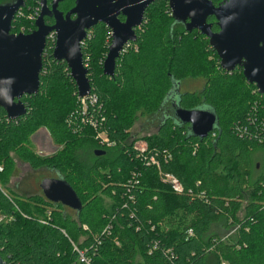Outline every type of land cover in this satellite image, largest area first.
<instances>
[{
  "label": "trees",
  "instance_id": "trees-1",
  "mask_svg": "<svg viewBox=\"0 0 264 264\" xmlns=\"http://www.w3.org/2000/svg\"><path fill=\"white\" fill-rule=\"evenodd\" d=\"M39 1L25 0L13 32L35 28ZM73 4L64 0L60 8ZM208 21L219 30L215 17ZM88 34L82 53L91 94L98 97L97 112L115 145H102L93 128H81L77 85L66 62L53 58L55 42L49 38L40 92L22 98L27 113L11 120L0 106V254L7 264H79L78 250L90 258L87 264H264V96L257 86L241 67L223 69L209 38L176 22L168 0L146 9L114 77L103 70L110 28L99 23ZM192 80L203 86L180 91L156 133L130 139L141 114L168 110L180 84ZM205 105L218 123L200 140L175 111ZM42 128L57 146L51 154L40 152L33 140ZM140 139L148 147L143 156L135 148ZM96 150L105 153L98 156ZM14 156L33 172L59 173L77 192L81 210L48 200L40 184L35 192L21 193L28 178L19 184L21 192L11 189L18 168ZM152 156L160 167L149 163ZM160 171L175 175L184 192H175ZM222 220L227 227L237 225L236 233L210 236Z\"/></svg>",
  "mask_w": 264,
  "mask_h": 264
},
{
  "label": "water",
  "instance_id": "water-1",
  "mask_svg": "<svg viewBox=\"0 0 264 264\" xmlns=\"http://www.w3.org/2000/svg\"><path fill=\"white\" fill-rule=\"evenodd\" d=\"M60 1L53 0L50 10L48 0H40L36 30L18 34L12 32L13 21L25 0L0 3V106L11 120L27 113L24 96L40 92L44 51L51 33L56 35L53 58L66 62L79 96L86 97L91 82L81 45L88 31L99 23L110 28L112 40L103 70L114 77L124 47L136 40V28L143 24L146 9L157 0H76L66 14L58 9ZM168 4L173 18L188 32L196 29L209 38L223 69L241 67L246 80L264 96V0H225L219 5L212 0H168ZM121 13L125 21L119 19ZM46 15L54 17L53 25L46 24ZM211 16L216 19L218 31H213V23L208 21ZM175 116L189 124L191 134L200 140L208 138L218 123L217 114L208 107H177ZM104 153L95 151L98 156ZM40 187L48 200L81 210L77 192L59 173L57 177H45ZM0 264H7L1 254Z\"/></svg>",
  "mask_w": 264,
  "mask_h": 264
},
{
  "label": "rangeland",
  "instance_id": "rangeland-1",
  "mask_svg": "<svg viewBox=\"0 0 264 264\" xmlns=\"http://www.w3.org/2000/svg\"><path fill=\"white\" fill-rule=\"evenodd\" d=\"M12 2V1H10ZM203 86V81L202 80H192L189 81L187 84H185L184 86H181L180 84V88L178 89L177 92L173 93L174 97L171 100L170 104L171 106L167 109H164L163 111H161L159 114H155L152 116H144V115H140L134 126L132 127V135L130 137V139H139L145 135H149L152 133H156L159 130V126L162 123L163 119L166 118V116L170 113V111L174 110L175 108V103L178 102L179 100V96H180V91H184L187 89H199ZM177 89V88H175ZM203 107H208V108H212L209 105H205ZM167 110V112H166ZM176 119V117H175ZM41 130H45V128L39 129L37 131V133H35V135L33 136V140L37 145V149L40 152H43L44 154H51L53 152L56 151L57 146L53 143V141L51 140V138L48 136L47 133L41 132ZM47 130V129H46ZM48 131V130H47ZM141 140V139H140ZM130 141V140H129ZM143 141V139H142ZM108 146V145H106ZM256 158L259 157L260 155L255 154L254 155ZM15 157V156H14ZM259 158L256 159V161ZM15 161L17 163V170L16 173L13 175V177L11 178L10 182L8 183L9 187L11 189H17L19 192L22 191V188L19 187V184H22V182L28 178V181L25 182V189L23 190L24 192H21L23 194H27V193H31V192H35L39 189V184L41 183V181L45 178V177H56V173H53L50 170H40V171H35L33 172L31 170V168L29 167V165L19 159H17V157H15ZM24 185V186H25ZM34 186V187H33ZM31 188V191L29 192ZM36 188V189H35ZM225 224V222L222 220L219 223L217 222L216 224H214L211 228V231L209 233V235H215V234H219L220 237L226 238L227 236H231L234 235L237 231V225L234 226H229L227 227Z\"/></svg>",
  "mask_w": 264,
  "mask_h": 264
},
{
  "label": "built area",
  "instance_id": "built-area-1",
  "mask_svg": "<svg viewBox=\"0 0 264 264\" xmlns=\"http://www.w3.org/2000/svg\"><path fill=\"white\" fill-rule=\"evenodd\" d=\"M88 33H89V31H88ZM88 35L89 34H87V37H88ZM49 38L52 41L54 40V42H55L54 49H55V46H56V35H55V33L54 32L51 33L49 35L48 39ZM111 40H112V33H111ZM83 43H84V41H83ZM130 43L131 42H129L124 47V50L126 49V47ZM81 47H82V45H81ZM124 50L122 51V53L124 52ZM83 59H84V65L88 68L87 59H85L84 57H83ZM88 71H89V69H88ZM88 76H89V73H88ZM79 98L81 101V107H80L78 112H79V115L81 116V128H83V127L93 128L96 132V139H99L100 143L102 145L114 146L115 141H112L110 139L109 134H108V130L104 125L105 117H103L102 115L99 114V112H97V110H99V108L101 107L100 106L101 104L100 105L98 104V97L95 94H91V92H90V94L88 96H86V97H80L79 96ZM215 135H216L215 133H212L213 137ZM135 148L138 151L139 156H143L144 154H146V151L148 149L147 143L145 141H142V140H139L135 143ZM169 156L170 155L167 153L166 150L163 151V157L164 158H168ZM149 163H154L160 167L159 161L154 156L150 157ZM0 170H2L1 166H0ZM160 174H161V177L163 178V180L165 182H168L172 186V188L175 192H178V193L184 192V186L182 185L180 180L175 175H173L171 173H163L162 171H160ZM130 198H133L132 195L130 196ZM2 219H3V217L0 218V221ZM41 222L45 223V221H41ZM190 233H192V230H190ZM78 253H79V256H78V263L79 264H87L90 262V258L86 255V252L84 250H78ZM222 264H226V263L224 262Z\"/></svg>",
  "mask_w": 264,
  "mask_h": 264
},
{
  "label": "flooded vegetation",
  "instance_id": "flooded-vegetation-1",
  "mask_svg": "<svg viewBox=\"0 0 264 264\" xmlns=\"http://www.w3.org/2000/svg\"><path fill=\"white\" fill-rule=\"evenodd\" d=\"M63 1H64V0H63ZM63 1H60V2H59V4H58V9H59L60 11L64 12V14H66L67 12H69V11L75 6V2H76V0H74V4H73V6H71V7H70L69 9H67V10H64V9L60 8V5H61V3H62ZM39 2H40V1H39ZM52 5H53V0H48V7L50 8V10L52 9ZM39 11H40V6H39L38 13H37L36 17L38 16ZM36 17H35V20H36ZM74 17H75V15H73V18H74ZM119 19H121L122 21H125V20H126V17L121 13V14L119 15ZM45 22H46V24H48V25H53V24L55 23V19H54V17H51V16H49V15H46V16H45ZM141 26H142V24H141L139 27H137L135 31H137L139 28H141ZM34 30H36V25H35V28L31 30V32H33ZM12 32H13V31H12ZM31 32H29V33H31ZM14 33H15V32H14ZM20 33H21V32H20ZM22 33H25V32H22ZM17 34H18V33H17ZM257 166H258V168H260V167H261V164L259 163Z\"/></svg>",
  "mask_w": 264,
  "mask_h": 264
},
{
  "label": "crops",
  "instance_id": "crops-1",
  "mask_svg": "<svg viewBox=\"0 0 264 264\" xmlns=\"http://www.w3.org/2000/svg\"><path fill=\"white\" fill-rule=\"evenodd\" d=\"M41 132L47 133L48 136L51 138V136H50L49 132L46 130V128H45V130H41ZM51 140H52V139H51ZM42 153H43V152H42Z\"/></svg>",
  "mask_w": 264,
  "mask_h": 264
}]
</instances>
